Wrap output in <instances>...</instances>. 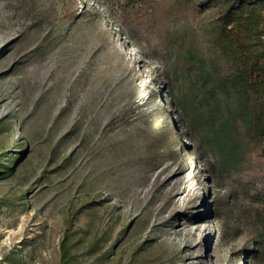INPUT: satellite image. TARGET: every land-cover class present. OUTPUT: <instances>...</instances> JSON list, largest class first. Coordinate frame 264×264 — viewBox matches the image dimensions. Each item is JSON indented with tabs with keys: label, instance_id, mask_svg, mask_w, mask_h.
I'll list each match as a JSON object with an SVG mask.
<instances>
[{
	"label": "rangeland",
	"instance_id": "1",
	"mask_svg": "<svg viewBox=\"0 0 264 264\" xmlns=\"http://www.w3.org/2000/svg\"><path fill=\"white\" fill-rule=\"evenodd\" d=\"M94 1L0 0V264H248L264 158L185 131L166 88L193 74L141 22L159 0ZM202 1L164 30L198 33Z\"/></svg>",
	"mask_w": 264,
	"mask_h": 264
},
{
	"label": "trees",
	"instance_id": "2",
	"mask_svg": "<svg viewBox=\"0 0 264 264\" xmlns=\"http://www.w3.org/2000/svg\"><path fill=\"white\" fill-rule=\"evenodd\" d=\"M187 1L159 0L144 8L141 18L147 30L164 32L159 38L164 73L168 75V69L176 66L193 74L192 80H184L195 91L188 97L180 95L175 81L169 80L166 89L171 107L191 140L204 135L215 149L222 150L227 165L254 151L264 158V0L194 3L200 14L210 3L216 9L214 16L198 22L195 35L187 36L185 30L169 34L164 29L169 23H180ZM245 187L248 198L264 205V175L253 188ZM258 221L253 238L244 247L248 264H264V216Z\"/></svg>",
	"mask_w": 264,
	"mask_h": 264
}]
</instances>
